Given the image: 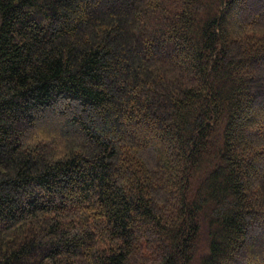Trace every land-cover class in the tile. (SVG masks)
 Segmentation results:
<instances>
[{"label": "trees", "instance_id": "obj_1", "mask_svg": "<svg viewBox=\"0 0 264 264\" xmlns=\"http://www.w3.org/2000/svg\"><path fill=\"white\" fill-rule=\"evenodd\" d=\"M0 264H264V0H0Z\"/></svg>", "mask_w": 264, "mask_h": 264}]
</instances>
